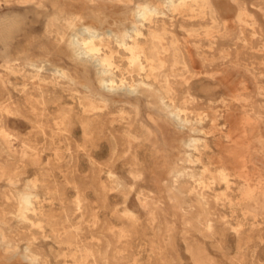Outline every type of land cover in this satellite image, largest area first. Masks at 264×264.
Masks as SVG:
<instances>
[{
  "label": "rangeland",
  "instance_id": "374dc122",
  "mask_svg": "<svg viewBox=\"0 0 264 264\" xmlns=\"http://www.w3.org/2000/svg\"><path fill=\"white\" fill-rule=\"evenodd\" d=\"M185 1L0 0V264H264V0Z\"/></svg>",
  "mask_w": 264,
  "mask_h": 264
},
{
  "label": "bare ground",
  "instance_id": "6f19581e",
  "mask_svg": "<svg viewBox=\"0 0 264 264\" xmlns=\"http://www.w3.org/2000/svg\"><path fill=\"white\" fill-rule=\"evenodd\" d=\"M169 1H173L174 2V0H169ZM184 2H186L185 0H183ZM189 1V0H188ZM178 7V6H177ZM156 11V9H154V10H151L150 8H149V6H144V5H142V6H138L137 7V9L135 10V12H134V15L135 16H137V17H140V16H142V15H147V14H152V13H154ZM107 33H109V32H107ZM86 34L88 35V41H86V40H84V41H80L79 40V38H78V36H76V34H74L73 36V45L76 47V51H77V53L80 55V56H82V57H88V58H93L92 57V52H93V48L94 47H98V43H99V40H100V37L98 36V34H97V32L96 31H90V30H87L86 31ZM83 35L84 36H86L85 35V33H83ZM178 39V38H177ZM153 44V43H152ZM94 60V59H93ZM108 60L107 59H101V58H99V57H97L96 59H95V64H96V66L98 67V75H99V84H100V86L103 88V89H105V90H107V91H109V92H111V91H115V90H117V89H123L124 90V86H123V84H122V86L120 87V86H115V80L114 81H107L106 79H105V74H107V72H108V69L110 70V68H107L108 67V65L106 66V62H107ZM109 73H111V72H109ZM109 75V74H108ZM111 75V74H110ZM113 78V77H112ZM52 85V84H51ZM72 85V84H71ZM53 86V85H52ZM38 87V86H37ZM134 86H129L128 87V90H132V91H135L136 89L134 88ZM41 98V97H40ZM43 98V97H42ZM55 99V98H54ZM53 99V100H54ZM61 99V98H60ZM31 100V99H30ZM56 100H57V98H56ZM90 100V99H89ZM50 101V100H49ZM45 102V101H44ZM83 102H84V100H83ZM28 103V102H27ZM81 105V104H80ZM85 106V105H84ZM43 107V106H42ZM65 110V109H64ZM35 112V111H34ZM107 117V116H106ZM111 119V118H110ZM85 120V119H84ZM66 123V122H65ZM96 123H98V122H96ZM101 126V125H100ZM103 130V129H102ZM88 131H89V129H88ZM250 134V133H249ZM258 137V136H257ZM63 138V137H62ZM254 138V137H253ZM256 138V137H255ZM254 138V139H255ZM107 165V164H106ZM26 196V195H25ZM23 198V197H22ZM25 198V197H24ZM23 202H25L26 204H29V199H24V201Z\"/></svg>",
  "mask_w": 264,
  "mask_h": 264
}]
</instances>
